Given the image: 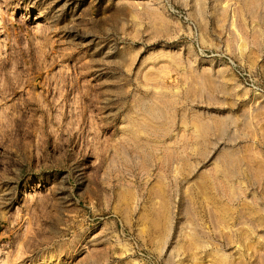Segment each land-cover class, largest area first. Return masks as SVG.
Here are the masks:
<instances>
[{"label": "rangeland", "instance_id": "rangeland-1", "mask_svg": "<svg viewBox=\"0 0 264 264\" xmlns=\"http://www.w3.org/2000/svg\"><path fill=\"white\" fill-rule=\"evenodd\" d=\"M0 264H264V0H0Z\"/></svg>", "mask_w": 264, "mask_h": 264}]
</instances>
